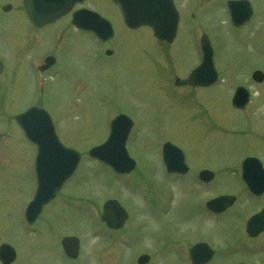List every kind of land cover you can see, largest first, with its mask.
Returning <instances> with one entry per match:
<instances>
[{"label":"rangeland","instance_id":"rangeland-1","mask_svg":"<svg viewBox=\"0 0 264 264\" xmlns=\"http://www.w3.org/2000/svg\"><path fill=\"white\" fill-rule=\"evenodd\" d=\"M88 1L114 25L110 43L114 54L95 58L82 50L92 41L88 35L70 34L71 40L63 41L58 48L62 59L49 68L51 85L43 97L44 106L55 120L61 141L82 154L75 174L61 191L66 193L56 197H81L83 204L118 197L130 216L121 229L110 232L94 222L87 209L81 215L73 210L76 207L63 208V203L56 201L45 207L37 232H22L21 206L32 187V148L9 115L37 102L32 90V53L49 48L47 44L55 39V30H35L23 14L0 12V55L7 66L0 74V242L8 241L15 248L16 258L11 264H132L131 257L143 252L150 255L148 264H174L179 259L169 247L174 248L171 239L177 236L231 243L240 235L238 224L246 210L245 201L217 222L208 219L203 211L191 210L188 202L179 198L178 186L183 185L168 176L172 187L166 178L168 173L160 160L161 144L171 141L181 148L190 166H208L219 173L212 187L206 191L197 188L200 201L239 188L227 167L237 165L244 153H255L264 162V141L246 132L249 124L264 132V79L256 83L249 78L253 68L264 70V0H251L254 13L240 26L224 23L214 10L216 23L205 26L220 80L209 91L199 92L204 99H188L183 106L182 97L169 93L170 76L173 70L185 74L186 64L193 59L189 39L180 41L191 37V0H175L183 11L176 37L179 41L168 46H159L145 27L126 28L108 0ZM219 9L226 20L224 7ZM208 19L206 14L198 20ZM60 21L66 22L67 18ZM38 35L43 47L36 43ZM237 82L251 88L250 108L254 115L250 118L231 105L232 88ZM199 101L207 108L210 119ZM115 110L132 115L136 122L127 144L137 161L136 168L122 177L113 176L87 155L89 147L105 138L108 114L111 112V116ZM212 122L217 123L214 128L220 126L227 132L210 130ZM72 233L80 237V255L73 262L63 260L59 245L61 236ZM119 234L127 235L129 243L119 239ZM163 239L169 242L163 243ZM226 250L227 247L223 249L225 255ZM220 254L213 257L212 264L231 260ZM259 256H253L252 263L258 264Z\"/></svg>","mask_w":264,"mask_h":264},{"label":"water","instance_id":"water-1","mask_svg":"<svg viewBox=\"0 0 264 264\" xmlns=\"http://www.w3.org/2000/svg\"><path fill=\"white\" fill-rule=\"evenodd\" d=\"M72 1V0H71ZM69 0H36L35 1V6L33 7L32 10V0H27V8L29 11V14L37 25L49 22L54 20L56 17L64 13L70 6ZM124 1L121 0V3ZM236 5H240L239 3H236ZM167 7L169 5L167 4ZM170 8L173 10V5L170 3ZM31 11V13H30ZM244 15V13H242ZM165 17H168V13L164 15ZM75 16H73L72 21L74 20ZM77 19V15H76ZM254 77L257 79L261 78L260 72H255ZM236 105H238L236 103ZM19 116H17L18 118ZM46 122L44 121L43 124ZM40 124L42 126V120H40ZM124 124V116H120V124H119V131H115L114 134L110 137V139L106 142L103 143L97 147H94L91 151H94L97 155L102 156L104 158H107L109 161L112 163H117L118 165L124 167L123 170H129L133 166V161L130 159H127L123 153L121 144L122 141L125 138L126 135V130L122 128V125ZM48 133V131H47ZM48 137L51 138L50 141H52L51 132L49 131ZM172 145L169 143H166L164 145V149L168 148L171 150ZM178 154L179 153L177 150L174 149V151L171 150V153L175 152ZM173 157V158H172ZM168 158V157H167ZM170 159L172 160L171 165L175 164L176 158L171 154ZM170 169H174L170 167ZM221 200H213L210 203L217 205L218 208L223 206H226L230 203V198L229 197H220ZM103 216L105 221L107 222L108 225L113 226V227H118L122 224L123 220L126 217V213L123 210V208L118 204L117 201L115 200H108L104 204V209H103ZM74 252H75V246H74ZM3 255H7L6 252L3 253ZM11 258V255L9 256L8 259H3V261H7ZM143 261V260H142Z\"/></svg>","mask_w":264,"mask_h":264}]
</instances>
